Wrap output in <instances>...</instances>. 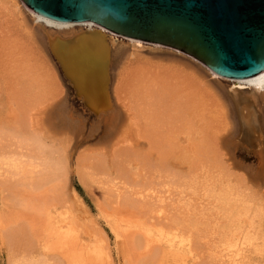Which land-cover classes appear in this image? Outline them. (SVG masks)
Returning <instances> with one entry per match:
<instances>
[{
  "label": "rangeland",
  "instance_id": "1",
  "mask_svg": "<svg viewBox=\"0 0 264 264\" xmlns=\"http://www.w3.org/2000/svg\"><path fill=\"white\" fill-rule=\"evenodd\" d=\"M7 1L0 264H264L262 90L106 33L116 44L107 61L115 112L97 114L44 37L79 27L58 30ZM11 6L38 40L10 28Z\"/></svg>",
  "mask_w": 264,
  "mask_h": 264
},
{
  "label": "water",
  "instance_id": "2",
  "mask_svg": "<svg viewBox=\"0 0 264 264\" xmlns=\"http://www.w3.org/2000/svg\"><path fill=\"white\" fill-rule=\"evenodd\" d=\"M35 15L185 54L215 75L264 71V0H20ZM107 35V34H106Z\"/></svg>",
  "mask_w": 264,
  "mask_h": 264
},
{
  "label": "bare ground",
  "instance_id": "3",
  "mask_svg": "<svg viewBox=\"0 0 264 264\" xmlns=\"http://www.w3.org/2000/svg\"><path fill=\"white\" fill-rule=\"evenodd\" d=\"M8 3L9 2L7 0H0V13L1 9L4 10V7L8 5ZM20 10L21 9H18L14 6H11L8 11L5 10L7 11L9 17H11V14L13 16V20L9 24L10 28L13 30L17 26V28L25 31L27 36L30 37L33 42L34 40H38L35 28L30 27L26 23L25 18L22 16L23 12L22 10ZM26 11H28L36 21L43 22L51 27H58V30L59 28L70 29L79 27V31L77 33L70 34V32H68L63 33V35H48L45 33V30H43V32L45 33L44 37L47 40L48 51L50 55L58 61L63 70V73L68 78L69 82H71L76 91V94L82 98L84 104H86L97 114L115 112V109L113 108L107 94V90L109 87L107 61L112 47L116 46L115 40L109 35H106L103 29H98V27L90 23H56L41 18L28 9H26ZM87 26H93L95 27V30H93L92 28L87 29ZM112 36L116 35L112 34ZM130 41L140 42L132 39ZM232 82L238 83L236 85V88L238 89L244 88V86H241L240 84H248L257 87L259 90H262L261 96L257 97V100H260L264 103V89H262L264 87V71L253 78ZM230 90L233 91L232 88H230ZM244 110L245 113H243V115L245 116V118L249 119V110ZM59 237L61 248L69 244L70 235H68L67 233H63Z\"/></svg>",
  "mask_w": 264,
  "mask_h": 264
}]
</instances>
